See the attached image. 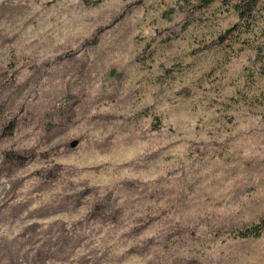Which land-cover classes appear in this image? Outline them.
Instances as JSON below:
<instances>
[{
    "label": "rangeland",
    "instance_id": "1",
    "mask_svg": "<svg viewBox=\"0 0 264 264\" xmlns=\"http://www.w3.org/2000/svg\"><path fill=\"white\" fill-rule=\"evenodd\" d=\"M233 2L0 0V264H264V0Z\"/></svg>",
    "mask_w": 264,
    "mask_h": 264
},
{
    "label": "trees",
    "instance_id": "2",
    "mask_svg": "<svg viewBox=\"0 0 264 264\" xmlns=\"http://www.w3.org/2000/svg\"><path fill=\"white\" fill-rule=\"evenodd\" d=\"M232 8L236 12V14L239 16V18L246 19L249 16L251 10L253 9V4L252 2L250 3V0H234V2L232 3ZM246 24L247 22L245 23L243 21L244 27L246 26ZM241 25L242 24H240L238 27H233V29H236L237 31H239L240 29H242ZM13 162L16 163V160H14ZM259 232H260L259 226H254V228L251 231L245 230L243 232V235L248 237L250 235H258Z\"/></svg>",
    "mask_w": 264,
    "mask_h": 264
}]
</instances>
